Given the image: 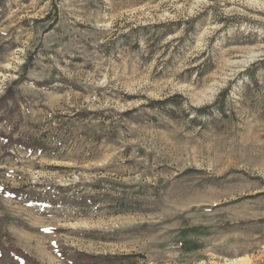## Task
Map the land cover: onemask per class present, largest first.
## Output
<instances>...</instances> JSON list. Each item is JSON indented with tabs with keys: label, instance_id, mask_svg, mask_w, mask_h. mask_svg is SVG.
<instances>
[{
	"label": "rangeland",
	"instance_id": "374dc122",
	"mask_svg": "<svg viewBox=\"0 0 264 264\" xmlns=\"http://www.w3.org/2000/svg\"><path fill=\"white\" fill-rule=\"evenodd\" d=\"M4 95L0 264H264V0H0Z\"/></svg>",
	"mask_w": 264,
	"mask_h": 264
},
{
	"label": "trees",
	"instance_id": "16d2710c",
	"mask_svg": "<svg viewBox=\"0 0 264 264\" xmlns=\"http://www.w3.org/2000/svg\"><path fill=\"white\" fill-rule=\"evenodd\" d=\"M12 99H13V97H11V96H7V95L2 96V97L0 98V108H2L3 106H5V105L7 104V102H8L9 100H12ZM200 111H201V110H197L196 112H197V113H200Z\"/></svg>",
	"mask_w": 264,
	"mask_h": 264
}]
</instances>
